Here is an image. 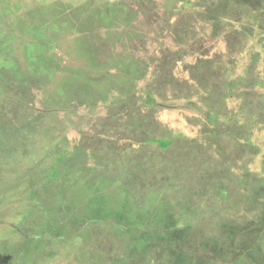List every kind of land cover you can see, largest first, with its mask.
<instances>
[{
  "label": "rangeland",
  "instance_id": "1",
  "mask_svg": "<svg viewBox=\"0 0 264 264\" xmlns=\"http://www.w3.org/2000/svg\"><path fill=\"white\" fill-rule=\"evenodd\" d=\"M0 264H264V0H0Z\"/></svg>",
  "mask_w": 264,
  "mask_h": 264
},
{
  "label": "trees",
  "instance_id": "2",
  "mask_svg": "<svg viewBox=\"0 0 264 264\" xmlns=\"http://www.w3.org/2000/svg\"><path fill=\"white\" fill-rule=\"evenodd\" d=\"M48 69H49V67H47ZM43 76H45L44 74H43Z\"/></svg>",
  "mask_w": 264,
  "mask_h": 264
}]
</instances>
